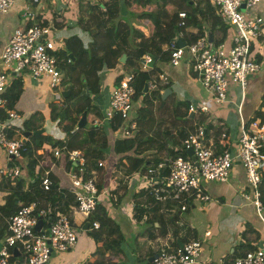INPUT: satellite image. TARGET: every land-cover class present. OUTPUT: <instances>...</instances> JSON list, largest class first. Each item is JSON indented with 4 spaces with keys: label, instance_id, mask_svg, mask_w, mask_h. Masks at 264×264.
<instances>
[{
    "label": "crops",
    "instance_id": "obj_1",
    "mask_svg": "<svg viewBox=\"0 0 264 264\" xmlns=\"http://www.w3.org/2000/svg\"><path fill=\"white\" fill-rule=\"evenodd\" d=\"M119 1L121 2L119 3V12L123 16L127 13L123 12L125 9L128 11L135 8L134 6L129 7V3L126 6L125 0ZM192 1L195 2L194 5L203 6V3L198 2V0ZM103 2L104 0H13L11 8L6 13L0 15V49L5 44L11 30L35 23L49 27L51 29V37L60 48L63 46L64 41L74 34L80 38L76 32L77 26L80 25L85 28L91 26L86 17L82 18L83 21L78 23V17L82 13L89 16L93 15L92 9L94 7L90 5L95 3L100 5ZM132 5H134V2ZM168 6L170 10L166 6V11L172 14L173 8L171 5ZM90 7L91 10H88ZM101 7L99 6V8ZM213 12L216 15L214 9ZM261 13L264 18L263 6ZM198 17V14H195L193 19L200 21L199 26L198 24L194 25L192 21L188 20L186 26L175 32L170 31V29H163L168 35L170 43L175 44L176 39H179L183 44H187L191 42L194 36L196 37L195 39L201 36L207 37V34L210 32L208 31L209 25L212 23L210 19L212 14H208L204 20ZM143 18H135L133 26L139 27L141 24L144 25V28L142 26L141 29L139 28L141 30L140 33L145 38H148L160 25V21L151 17L152 19L143 23L145 21ZM185 19L186 16L182 20L177 18L176 25L181 21L185 24ZM150 26L151 30L148 29ZM217 29L218 27L214 25L211 35L213 38L219 37ZM91 30L94 31V28L90 29V32L93 33ZM132 38L133 40H130L129 44L131 41L136 42L138 40L136 35H133ZM80 40L79 42L81 43ZM126 42L128 43V41ZM260 45L257 58L259 59L260 57L261 59L259 60H262L263 63L261 62L260 74L255 77L252 76L253 78L249 81V84L247 82L248 87L241 103V113L244 121L253 119L254 114L259 112L257 109L261 99L264 97V19ZM160 49L166 53V56L163 59L155 56L153 64L159 72L157 82L167 85L169 92L165 95V100L162 101L164 103L155 102L154 107L156 108L160 105L168 106L171 110V118L166 117L167 120H165L169 124L165 125L161 120H157V113L153 114L152 119L143 115L141 118L142 127L138 126L137 128L136 125L135 131L137 132V136L145 138L146 135L147 140L152 143L138 147V149H142L143 151L138 155H143V158L147 161L145 167L153 163L155 156L159 157L158 163L163 162L166 158L170 157L166 152L176 149V146L172 144L169 138L172 136L178 140L176 136L177 129L182 127L181 123L183 121L179 118H173V104L176 101L186 102L188 109L189 105L198 106L209 100L208 92L201 87L196 75L190 68L189 57L185 54L177 65L172 66L168 64L169 46L167 42L160 44ZM101 55L102 53H98V56ZM117 63L119 65L113 61L112 57L108 58L106 64L108 67L102 68L98 73V89L90 99L88 95L92 91L85 86L80 87L78 96L86 98L91 107L90 118L87 117L88 113L86 112V126L88 127H90V121L100 119L102 115L100 116L99 112L102 114L107 107L110 88L115 84V78L131 72V68L124 66V63L121 64L118 61ZM112 65H115V67ZM159 77H163V79L159 80ZM21 81L22 90L12 109L20 114L22 122L29 116L34 118L35 124L40 126L36 130L43 129V132L39 135V139L42 142L40 149L31 154L27 152L25 156L20 155L17 159H9L0 147V170L14 165L19 167V175L15 179H7L0 176V206L4 202V197L10 191L29 192L34 186V179L39 178L42 173H48L54 185L64 196V198L60 199L59 205L63 207L67 203L66 215L78 236L73 248L66 252L52 254L50 256L52 260L49 264H81L85 259L90 258L91 252L99 245V242L94 244L90 238L84 235L86 232H82L81 226L84 222H88L86 220L87 216L76 212L73 201H71L72 199L66 198L70 194V183L67 178L69 166L65 161L63 150L61 149V144L65 142V134L62 127L60 129L58 125V118H51V112L49 111L50 107L55 110L53 101H61L59 95L61 91L69 89H63L61 86L60 90L50 89L52 92L48 91L49 88L46 80L42 83H37L28 74L23 75V77L21 75ZM163 91V89L160 90L161 93ZM239 97L238 88L232 84L229 85L228 98L232 100V103L226 102L222 106H212L207 113H199L197 111L192 113L186 110L189 113L187 118L191 119V121L183 122V124H186L184 125L185 128L188 125L193 128L197 125L202 126L206 130L207 137L205 141L209 143V146L215 148L227 146L231 148L239 133V119L233 105L234 102L239 101ZM78 104L79 102L76 100L72 107L68 108L71 111L69 115L74 117L75 110L73 112V109ZM135 105L134 103L132 104V117H134L133 108ZM41 107H45L43 115H39V108ZM58 108H60V105H58ZM180 110L182 111L183 108L176 109L175 114L180 115ZM78 115L79 113L76 114V120ZM147 120L151 122L149 126H145ZM200 120H202L201 123H197ZM66 121L65 124L67 123ZM219 121H222L225 127V137L222 140H220L217 133V122ZM104 134H107V132ZM108 136V144L105 149L106 154L104 153V160L101 161L102 165L99 167L102 169V172L110 171V173L107 178L101 177L99 185V192L101 194L98 198V205L102 206L106 210L107 216L118 225L122 238L117 240L116 244L112 246L118 252L113 253L110 249L105 252L106 263H123V260H125L123 264H129L131 258H135L136 261L141 260L138 264H151L149 260L156 251L162 248H167L168 251H175L185 241L200 237L202 238L199 255L200 261L209 264H233L235 257L254 249L258 245L262 234V224L256 216L253 207L240 195L241 192L247 190V186L244 170L238 161L233 162L227 180L223 182L200 181L202 192L209 199L207 201H199L189 197L187 201L188 207L185 211L180 212L176 206L156 203L144 189L138 187L139 182L137 180L141 179V177L140 175H136V171L139 170L130 173L125 171L127 167L126 160L119 159L122 155L116 154L113 151V142L115 136H119L118 131ZM153 137L154 140H152ZM31 138L33 137L29 135L26 138V142H29ZM49 140L54 144L52 148L47 143ZM181 140H178L179 145H177L180 148ZM35 143L37 144L38 142ZM56 148L59 149V153L57 156H54L53 150ZM124 154L131 156L134 153L129 150ZM261 170L264 171V163ZM160 173L165 174L162 173V170ZM102 191H107V195H104ZM41 202L44 203L43 200L39 199L38 207H41ZM20 205L22 204L19 203L18 208ZM4 220V217L0 218V226ZM206 231L209 232V235L204 237L203 233ZM1 240L2 238H0ZM13 263L23 264L21 256L16 255Z\"/></svg>",
    "mask_w": 264,
    "mask_h": 264
},
{
    "label": "built area",
    "instance_id": "obj_2",
    "mask_svg": "<svg viewBox=\"0 0 264 264\" xmlns=\"http://www.w3.org/2000/svg\"><path fill=\"white\" fill-rule=\"evenodd\" d=\"M215 10L218 20L226 27L224 39L213 44L206 36L177 47L169 46L168 64L177 65L186 54L190 59V68L196 75L201 87L208 92L209 100L198 106L189 105L188 112L207 113L212 106H222L228 98L229 85L238 88L239 101L234 102L236 115L239 119V133L231 148L225 146L220 151L209 146L203 137V127L197 125L181 140L183 151L190 149V157L181 156L166 158L155 166H147L140 175L139 188L144 189L150 198L159 204L176 206L180 212L188 207V198L207 201L209 198L202 192L200 181L227 180L234 161H238L244 170L247 190L241 197L254 209L260 220L263 231L259 243L254 249L248 250L233 259V264H264V207L260 201L259 186L261 168L264 163V118L244 121L241 103L249 77L260 71L261 61L257 53L261 47L263 17L252 10L264 0H207ZM13 5V0H0V15L6 13ZM181 20L183 12L177 13ZM182 24V21L180 22ZM61 48V47H60ZM51 37V29L46 25L35 23L29 26L16 27L11 30L5 44L0 49V147L9 159L20 157L22 149V118L12 108L6 107V99L2 96L10 84L12 74L25 72L37 83L46 80L49 89L60 90V70L54 52L60 49ZM150 61L148 56L142 57L140 69L147 70ZM158 78V77H157ZM163 77H159V80ZM132 73L121 75L117 83L111 86L107 107L100 119L89 122L91 127L107 132L114 116L121 119L118 133L129 137L136 128L131 116ZM154 80L147 81L146 90L155 88ZM217 133L220 140L225 137L222 121L217 122ZM63 149V147L61 148ZM59 149L53 150L57 156ZM65 160L70 164L67 178L70 193L74 197L76 212L88 216L98 205L101 192L91 173H86V162L83 152L79 149L66 150ZM102 162H97L101 166ZM166 168V173L160 171ZM19 175V167L14 165L0 170V176L15 179ZM38 186L46 191L51 188L47 173L39 177ZM108 191V190H107ZM107 191L103 192L107 195ZM39 200L22 204L12 215L5 218L6 235L0 243V264H14L11 257L20 255L23 264H46L50 255L67 251L74 247L77 232L63 213L51 214L48 228L44 223L48 216L47 209L38 207ZM38 218L43 220L42 233L35 232L33 226ZM98 224L93 221L90 229ZM209 235L206 231L203 236ZM202 238L195 237L185 241L175 251L162 248L154 255L151 264H209L199 259Z\"/></svg>",
    "mask_w": 264,
    "mask_h": 264
},
{
    "label": "trees",
    "instance_id": "obj_3",
    "mask_svg": "<svg viewBox=\"0 0 264 264\" xmlns=\"http://www.w3.org/2000/svg\"><path fill=\"white\" fill-rule=\"evenodd\" d=\"M133 1L134 5H129V7L134 6L135 8L139 7V3H146L152 5V10L150 12H140L136 14L137 18L142 19L143 16L149 15L151 17L154 16H163V18H160V25L154 30L152 35L148 38H145L139 31L132 29L127 21L123 18V15L119 12V3H121L119 0H111L110 3H103V4H91V7H95L96 9H100L99 6H102L104 8L103 12H101V17H95L94 22L91 24L90 27H86L88 30L91 41L88 43V45L85 47L82 45L79 40L76 38L69 37L64 41L63 46L58 49L56 52H54L55 60L62 61L57 62L59 70L64 69L65 72L68 73L66 77H62L60 75V84L63 87V89H69L70 94L60 101V108H58V105L55 104V110L50 107L51 112V118H63L61 119L62 130L64 132L65 136V142L62 143L63 147V154L66 150H73V149H80L82 150L84 156H85V162H86V173L90 172L92 168H100L97 166V162H101L104 160V153H102L101 150H105L108 144L107 138L108 135L112 133H116L118 130V127L120 125L121 119L118 118V116H114L112 121L110 122V126L107 129V134H104L100 128H94V127H88L86 129H78L76 131L71 132L73 125L76 121V114L80 113L82 110H86L88 112L91 107L89 106V102L86 98L81 97L82 100L78 96L79 90L81 86L87 87L92 92L97 91V79H98V73L101 71L102 68H107L108 66L107 61L109 57H112L113 61L117 63V58L120 56L121 53H125L126 60L124 63V66L131 68L132 73V82L131 86L133 88V95L132 100L136 101L139 100L140 103L138 105H135V113L134 117L135 122L138 126L142 127L141 124V118L142 116H146L149 119H152L154 113H152V106L155 102H162L165 100L161 99V92L160 90H164V88H167V85L160 84L157 82V76H158V70L156 66L153 64L151 68H148L147 70H141L138 66L140 65V62L142 61V57L144 56H157L160 59H163V57L166 56V53L160 49V44L166 43L170 46L172 43L169 41L168 35L164 32L163 29H170V31H177L180 28H183V26H186V22L192 21L194 25L199 26L200 21H195L193 17L195 14H198V18L204 20L208 14H212L211 24L209 25L208 31H210V35H212L213 31L212 28L214 25L218 27L219 37L213 38L211 36V40L213 44L220 43L226 34V27L221 24L218 19L217 15L214 14L212 7L206 2L207 0H198V2L203 3V6L200 7L198 5H194L195 2L192 1L190 4L187 1L184 0H129ZM171 5L173 8V13L169 14L165 7ZM90 9L88 10H91ZM183 12L184 16H186L185 24L184 22L182 24L178 23L176 25V19L178 18L176 16V13ZM83 21L81 17H78L77 22ZM184 24V25H183ZM176 25V26H175ZM94 28L93 33L90 32V29ZM124 31H127V34L125 36L122 35ZM203 33V32H202ZM201 33V34H202ZM136 35L138 37V40L136 43H133V41L130 42V49L125 50L123 47L124 43L129 44L130 40H133L132 36ZM195 36L191 39V42L195 40ZM122 45V46H120ZM70 53L73 57V61L70 57L67 56V54ZM98 53H102L101 56H98ZM113 66V65H112ZM121 76H117L114 80V83H117ZM82 78V79H81ZM154 80L156 82L154 90H150L149 92L146 90H143L144 85L147 83V81ZM75 90H74V89ZM22 90V81H21V75L20 74H13L11 76V82L5 92L2 94V96L6 99V107L12 108L15 101L17 100L19 94ZM151 92V93H150ZM73 98L79 102V104L76 106V108L73 109L74 117L72 115H69L71 113L70 110H68L67 102L70 98ZM77 98V99H76ZM51 105V104H50ZM65 107V116L60 117V111L61 109ZM183 108V110L180 112V115L175 114V110L179 108ZM185 109V110H184ZM186 102H179L176 101L173 104L172 111H173V118H179L182 119L183 122L191 121L189 120L188 114L186 112ZM257 111L253 116L254 118H258L262 120L264 118V97L260 101V105L257 109ZM3 111L0 110V117L3 116ZM53 112V113H52ZM68 112V113H67ZM72 112V113H73ZM65 120H67L65 124ZM202 120L197 121V123H201ZM181 123V128L177 129L176 136L178 140L180 141L182 138L185 137L186 133L193 130V127L188 125L187 128H185L183 124ZM150 121L145 122V126L150 125ZM23 126V132L24 131H35L37 127V124H35V120L32 116H29V118L25 119L22 122ZM158 130V129H157ZM206 130L203 131V137L202 139L205 140L207 137ZM137 132L135 129L132 131L131 135L129 137H123L119 133V136H115L114 142H113V151L116 154H121L122 156L119 159H124L127 162V167L125 168V171L132 172L135 170L143 171L145 170V164L146 160L142 156H139L138 154L142 153V149H138L140 145L145 146L146 144L150 143L148 141L146 135L145 138L142 136H137ZM172 141V144L176 146L175 150H168L166 154L170 156L169 158H174L176 156H181L186 159V155L182 148L179 146V141L172 136L169 138ZM154 140V137L153 139ZM41 140L38 138V143H35V139L31 138L29 142H26L23 144V147L20 151V155L25 156L27 152L29 154L34 153L37 149H40L41 147ZM52 141L49 140L47 142L50 147L52 148L54 146ZM59 144V142H57ZM176 144V145H175ZM31 147L29 148V146ZM31 149V150H29ZM133 151L134 154L131 156L125 155L124 153L126 151ZM216 150L220 151V147H216ZM159 161V157H156L153 159V163L150 164V166H155ZM69 166V163H67ZM102 170V169H101ZM162 173H166V168L162 169ZM48 175V174H47ZM261 183L259 186L260 191V201L264 207V171L261 170ZM48 177L51 180V177L48 175ZM39 179H34V186L29 192H22V191H10L5 197L4 202L0 206V218L1 217H8L12 215L18 208L19 203L21 204H28L31 201H35L37 199L44 201V206L48 210L49 213L53 214L56 210L61 211L64 215L66 213V204L61 207L60 199L64 198L62 192H59L57 187L54 185L53 181L51 180V188L43 191L41 188L38 187ZM100 183L97 184V189L99 190ZM67 199H72L74 203V198L72 194H68L66 196ZM69 220V219H68ZM88 221V229L85 231L86 234L89 235L92 242L94 244L100 243L90 254V258L85 259L81 264H123L120 263H114L109 262L106 263V257L105 252L110 249L113 251L112 246L117 240H120L122 238V234L118 228V225L110 219L107 214L106 210L100 206L97 205L94 213L87 216ZM95 221L98 226L96 229H90L91 222ZM70 222V220H69ZM71 224V222H70ZM6 225L3 221L2 225L0 226V238H3L6 235ZM115 252H118L114 249ZM11 261L14 260V257L10 258ZM105 261V262H104Z\"/></svg>",
    "mask_w": 264,
    "mask_h": 264
},
{
    "label": "rangeland",
    "instance_id": "obj_4",
    "mask_svg": "<svg viewBox=\"0 0 264 264\" xmlns=\"http://www.w3.org/2000/svg\"><path fill=\"white\" fill-rule=\"evenodd\" d=\"M102 2V1H101ZM111 2V0H104V2L103 3H110ZM102 3V4H103ZM131 4L132 5V3H133V1H129V0H125V5L127 6V4ZM152 5H150V4H146V3H139V7H137V8H133V9H131V10H124L123 12H127L126 13V15L125 16H123V18L125 19V21H127V23H128V25L132 28V29H134V30H137V31H139V32H141V26L144 28V25H139V27H134L133 26V23H134V21H135V18H137L136 17V14H138V13H140V12H150V10H152ZM169 6H167V8H168ZM102 8V9H101ZM100 9H96L95 7L92 9V14H93V16H95V17H101V12H103V10H104V8L103 7H101ZM168 10H170L169 8H168ZM253 12H256V13H258V14H260L261 16H262V5L261 4H258L253 10H252ZM123 14H125V13H123ZM81 19L82 18H88V22H90L89 24H92L95 20H94V18L92 17V15L91 16H89V15H85V14H81ZM144 18V22L143 23H145V22H147L149 19H152V18H154L155 20H158V21H160V18H163L164 17V15L163 16H154V17H152L151 18V16H149V15H145V16H143ZM263 17V16H262ZM264 19V18H263ZM138 22H140L139 20H137ZM135 24V23H134ZM137 25V24H136ZM140 28V29H139ZM90 29V28H89ZM149 30H151V26H150V28H148ZM76 32L79 34V36H80V38H81V40H80V38L76 35V34H74L73 35V38H76L77 40H78V38H79V40L81 41V43L86 47L87 45H88V43L91 41V36H90V34H89V32H88V30L85 28V27H82V26H77L76 27ZM127 34V31H124L123 33H122V35L123 36H125ZM133 43H136V42H134L133 41ZM130 44H126V43H124V45H123V47L125 48V50H129L130 49V46H129ZM120 46H122V45H120ZM259 59H261L260 57H259ZM57 62L59 63V62H61L62 63V61H60V60H57ZM261 62H262V60H261ZM263 63V62H262ZM117 65H119L118 63H116ZM113 67H115V65L113 66ZM139 68H140V65L138 66ZM260 72L261 71H259V72H257V73H254V74H252L251 76H253V77H255V76H257V75H259L260 74ZM20 74L22 75V77H23V75H25L26 73L25 72H20ZM60 75L62 76V77H66L67 75H68V73L67 72H65V70L64 69H61L60 70ZM253 77H249V79H248V84H249V81L253 78ZM11 79V78H10ZM10 82H11V80H10ZM248 84H247V86H246V89H245V94H246V90H247V87H248ZM46 90V89H45ZM48 91H51L52 92V90H48ZM44 93H45V91H44ZM151 93V92H150ZM94 94V92H91V93H89V95H88V98L90 99L91 97H92V95ZM60 95V94H59ZM60 97L62 98V96L60 95ZM81 100H82V98L81 97H79ZM77 99V98H76ZM76 100L75 99H73L72 97L69 99V101L67 102V107L70 109L71 107H72V105H73V103L75 102ZM54 105L57 103L58 105H60V101L58 102V101H53L52 102ZM136 104V105H138L139 103H140V101L139 100H132V104ZM45 107H41V108H39V115H43V109H44ZM135 108L136 107H134L133 108V113H135ZM94 109V108H93ZM166 110H167V112H166ZM97 113H98V111L97 110H95ZM170 108L168 107V106H164V105H160L159 107H154V104H153V106H152V113H157L158 115H157V120H161L162 122H163V124H169V123H167V118L166 117H168V118H171L170 117ZM90 110L87 112L88 114H87V117H89L90 118ZM99 115L101 116L102 114L99 112ZM131 116H132V112H131ZM29 118V117H28ZM88 118V119H89ZM61 119H63V118H58V120H59V123H58V125L60 126V129H61V127H62V125H64V123H62L61 124ZM134 119V121H135V118H133ZM166 119V120H165ZM57 120V121H58ZM57 121H56V123H57ZM120 123H121V121H120ZM135 124H136V122H135ZM86 128H88V126H85L84 128H82L83 130L84 129H86ZM81 129V130H82ZM35 142H36V140H35ZM22 147H23V144H22ZM102 151V153H105L106 154V150H101ZM105 163V162H104ZM104 167V166H103ZM89 173H91V175H92V177L94 178V180H95V182H96V184H98V183H100V180H101V177L102 176H104L105 178H107L108 177V174L110 173V171H105V172H102V170H101V168H97L96 169V167L95 168H92L91 170H90V172ZM111 175V174H110ZM118 175V174H117ZM144 191V190H143ZM99 198V197H98ZM74 210H75V208H74ZM262 231H263V227H262ZM82 232H85V231H82ZM84 235L86 236V237H88V238H90L89 237V235L88 234H86V233H84ZM78 237V236H77ZM91 239V238H90ZM1 242V241H0ZM77 242V241H76ZM98 244H100V243H98ZM116 244V242L114 243V245ZM130 247V246H129ZM63 252H66V251H63ZM56 253H61V252H56ZM113 253H116L115 251H114V249H113ZM126 259L128 260V258L126 257ZM51 260H52V258H49V260L46 262V264H49L50 262H51ZM129 261V260H128ZM105 262V261H104ZM141 262V260H137L136 261V259L135 258H131V261L129 262V264H138V263H140ZM123 263H125V260H123Z\"/></svg>",
    "mask_w": 264,
    "mask_h": 264
},
{
    "label": "water",
    "instance_id": "obj_5",
    "mask_svg": "<svg viewBox=\"0 0 264 264\" xmlns=\"http://www.w3.org/2000/svg\"><path fill=\"white\" fill-rule=\"evenodd\" d=\"M184 1H187L189 4L191 3V0H184ZM91 31H93V30H91ZM207 40H208L209 42H211V35H210V33L207 34ZM175 45H176L177 47H182L184 44H183L182 42H180L179 39H176V41H175ZM67 56L70 57L71 60L73 61V57H72V55H71L70 53H68ZM148 57H149L150 61L148 62L147 65H148L149 67H152V66H153V63H154V60H155V56L148 55ZM125 58H126L125 53H122V54L118 57L117 61H118L119 63L123 64V63H125ZM81 79H82V78H81ZM145 89H146V86L144 85L143 90L145 91ZM168 92H169V90H168L167 88L164 89V91L162 92V95H161V99H163V98L165 97V95H166ZM68 93H69V90H64V91H61V94H60V95L62 96V98H66V97L68 96ZM64 113H65V108H62V110H61V112H60V116H61V117H64V116H65ZM85 126H86V111H85V110H82V111L79 113V115H78V117H77V120L75 121V123H74V125H73V128H72V130H71V132L76 131V130H78V129H82V128H84ZM42 132H43V129H38V130H35L34 132H27V131H24V132L22 133V138H21V142H22V144L25 143L26 138H27L29 135H31V137H33V138L36 140V142H38L39 135H40ZM184 153H185V155H186L187 157H190V159H191L192 161L194 160V158L192 157V154H191V150H190V149L185 150ZM50 221H51V215L49 214V215L47 216L46 222H45V224H44V227H45V228H48ZM42 228H43V222H42V219L38 218L37 221H36V223H35L34 226H33V230H34L35 232L42 233V230H41ZM87 228H88V222H84L83 225L81 226V230H82V231H86ZM51 255H52V254H51ZM149 261H150V260H149Z\"/></svg>",
    "mask_w": 264,
    "mask_h": 264
},
{
    "label": "clouds",
    "instance_id": "obj_6",
    "mask_svg": "<svg viewBox=\"0 0 264 264\" xmlns=\"http://www.w3.org/2000/svg\"><path fill=\"white\" fill-rule=\"evenodd\" d=\"M79 150H80V149H79ZM81 151H82V150H81ZM64 158H65V154H64ZM65 161H66V160H65ZM67 163H68V162H67ZM69 169H70V164H69ZM42 174H43V173H42ZM42 174H41V175H42ZM47 174H48V173H47ZM47 177H48V175H47ZM38 179H39V178H38ZM48 179H49V177H48ZM38 187H39V186H38ZM39 188H40V187H39ZM98 191H99V190H98ZM72 196H73V195H72ZM73 198H74V197H73ZM38 200H39V199H38ZM41 204H42L43 207L45 208V206H44L45 203H42V202H41ZM73 206H74V203H73ZM96 207H97V206H96ZM74 208H75V207H74ZM17 209H18V208H17ZM47 212H48V210H47ZM55 212L62 213V212L59 211V210H56ZM55 212H54V213H55ZM14 213H15V212H14ZM48 213H49V212H48ZM93 213H94V212H93ZM49 214L51 215V213H49ZM49 214H48V215H49ZM65 215H66V213H65ZM66 216H67V215H66ZM40 219H42V218H40ZM46 219H47V218H46ZM42 222H43V220H42ZM45 222H46V221H45ZM44 224H45V223H44ZM71 225H72V223H71ZM88 226H89V224H88ZM87 229H88V228H87ZM50 256H51V255H50Z\"/></svg>",
    "mask_w": 264,
    "mask_h": 264
}]
</instances>
